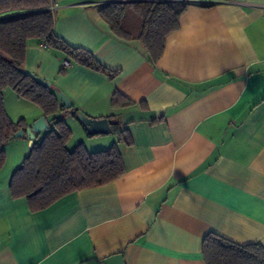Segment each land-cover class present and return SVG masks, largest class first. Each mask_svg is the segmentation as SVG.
I'll return each mask as SVG.
<instances>
[{"label":"crops","instance_id":"0c3cea01","mask_svg":"<svg viewBox=\"0 0 264 264\" xmlns=\"http://www.w3.org/2000/svg\"><path fill=\"white\" fill-rule=\"evenodd\" d=\"M106 2L48 0L47 8L53 35L113 77L33 40L23 69L79 112L112 116L129 144L114 133L87 136L66 113L65 147L116 143L125 171L32 211L10 193L31 146L10 139L0 166V264H205L207 235L264 246V0H190L154 64L138 40L112 33L99 13ZM13 93L3 100L13 122L43 115Z\"/></svg>","mask_w":264,"mask_h":264},{"label":"trees","instance_id":"16d2710c","mask_svg":"<svg viewBox=\"0 0 264 264\" xmlns=\"http://www.w3.org/2000/svg\"><path fill=\"white\" fill-rule=\"evenodd\" d=\"M189 4L190 0H108L99 13L116 37L138 40L154 64L162 54L166 35L178 28L179 17ZM47 5L48 0H0V166L5 158L4 144L14 132L26 127L23 119L13 122L9 118L3 103L6 88L38 106L46 119L53 122V127L41 137L37 135L10 182L11 195L24 197L32 211L44 209L72 191L108 183L125 171L116 143L108 149L88 152L80 142L67 150L65 144L71 131L63 117L70 113L78 121L79 111L74 106L65 108L52 85L39 84L22 71L27 44L33 40L109 77L117 73L98 64L90 52L71 48L56 38L52 33L54 16ZM12 10L21 12L3 15ZM111 102L118 104L116 94ZM111 133L117 136L116 142L130 143L128 134L115 121L111 123ZM202 254L205 264H264V246L239 245L216 235L204 238Z\"/></svg>","mask_w":264,"mask_h":264},{"label":"water","instance_id":"95a60500","mask_svg":"<svg viewBox=\"0 0 264 264\" xmlns=\"http://www.w3.org/2000/svg\"><path fill=\"white\" fill-rule=\"evenodd\" d=\"M123 1H133V0H123ZM28 76L34 77L35 81L39 84H43L46 87H50V81L44 80L42 77L36 75L34 72L23 69L22 70ZM57 97L61 104L65 108H70L73 106V101L61 90L56 89ZM77 119L81 123V126L92 135L95 134H110L111 133V123L107 117L93 118L84 113L78 112ZM49 128V125L45 119L44 115L39 116L33 122L29 123L24 129L20 128L14 132L10 139L15 138H27L28 144L31 146L33 139L39 132L45 131Z\"/></svg>","mask_w":264,"mask_h":264},{"label":"rangeland","instance_id":"374dc122","mask_svg":"<svg viewBox=\"0 0 264 264\" xmlns=\"http://www.w3.org/2000/svg\"><path fill=\"white\" fill-rule=\"evenodd\" d=\"M7 90H10L11 92H13L12 91V89H10V88H6L5 90H4V92H3V97H7ZM13 94H15V93H13ZM14 96H17L16 94L14 95ZM6 99V98H5ZM4 100V99H3ZM117 137V136H116Z\"/></svg>","mask_w":264,"mask_h":264},{"label":"built area","instance_id":"2783aa9c","mask_svg":"<svg viewBox=\"0 0 264 264\" xmlns=\"http://www.w3.org/2000/svg\"><path fill=\"white\" fill-rule=\"evenodd\" d=\"M42 47L44 48H48L47 45L45 43H41ZM67 64V62H65Z\"/></svg>","mask_w":264,"mask_h":264}]
</instances>
